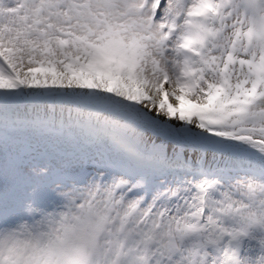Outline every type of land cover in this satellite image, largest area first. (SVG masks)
Segmentation results:
<instances>
[{
    "label": "snow or ice",
    "instance_id": "6c2138e0",
    "mask_svg": "<svg viewBox=\"0 0 264 264\" xmlns=\"http://www.w3.org/2000/svg\"><path fill=\"white\" fill-rule=\"evenodd\" d=\"M0 264H264V0H0Z\"/></svg>",
    "mask_w": 264,
    "mask_h": 264
}]
</instances>
